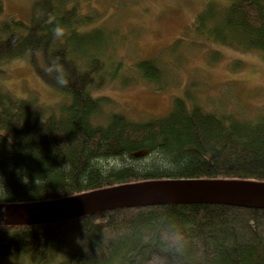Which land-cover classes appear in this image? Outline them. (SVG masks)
I'll return each instance as SVG.
<instances>
[{"label": "trees", "instance_id": "16d2710c", "mask_svg": "<svg viewBox=\"0 0 264 264\" xmlns=\"http://www.w3.org/2000/svg\"><path fill=\"white\" fill-rule=\"evenodd\" d=\"M82 1L38 0L29 22L0 19V77L7 62L25 58L61 97L42 106L0 81V203L170 178L264 184L262 111L245 118L208 109L189 94L150 119L107 110L112 100L93 95V86L124 42L104 23L82 29L90 17ZM191 26V41L253 49L264 59V0H204ZM211 54L217 58L220 50ZM136 65L146 77L164 73L155 58ZM24 253L36 264H264V209L169 203L0 225V257Z\"/></svg>", "mask_w": 264, "mask_h": 264}, {"label": "rangeland", "instance_id": "374dc122", "mask_svg": "<svg viewBox=\"0 0 264 264\" xmlns=\"http://www.w3.org/2000/svg\"><path fill=\"white\" fill-rule=\"evenodd\" d=\"M37 1L0 0V19L12 16L29 22ZM203 3L204 0L82 1V11L90 15L88 23L80 26L82 29L104 23L110 31L119 32L113 35L115 40L124 42L107 58L106 72L93 86V95L113 100L107 110L138 120L150 119L169 112L174 97L189 94L208 109H230L245 118L264 112V59L257 50L212 40L191 41L195 37L191 24ZM178 38L182 40L176 45ZM215 49L220 50L219 58L211 54ZM149 58H155L164 70L159 78L146 77L137 67L140 60ZM6 67L7 73L0 81L16 95L36 98L42 106H53L61 99L27 59L11 60ZM0 264L36 263L24 253L0 257Z\"/></svg>", "mask_w": 264, "mask_h": 264}, {"label": "water", "instance_id": "95a60500", "mask_svg": "<svg viewBox=\"0 0 264 264\" xmlns=\"http://www.w3.org/2000/svg\"><path fill=\"white\" fill-rule=\"evenodd\" d=\"M169 203H217L264 209V184L207 178L125 183L54 200L0 203V225L58 223L113 209Z\"/></svg>", "mask_w": 264, "mask_h": 264}, {"label": "bare ground", "instance_id": "6f19581e", "mask_svg": "<svg viewBox=\"0 0 264 264\" xmlns=\"http://www.w3.org/2000/svg\"><path fill=\"white\" fill-rule=\"evenodd\" d=\"M12 17V16H11ZM110 98V97H109ZM111 99V98H110ZM112 100V99H111ZM112 102H113V100H112Z\"/></svg>", "mask_w": 264, "mask_h": 264}]
</instances>
